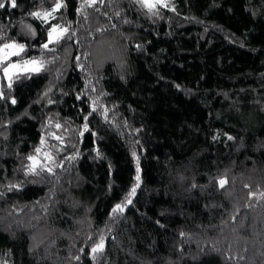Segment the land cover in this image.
Returning a JSON list of instances; mask_svg holds the SVG:
<instances>
[{"label":"trees","instance_id":"16d2710c","mask_svg":"<svg viewBox=\"0 0 264 264\" xmlns=\"http://www.w3.org/2000/svg\"><path fill=\"white\" fill-rule=\"evenodd\" d=\"M0 2L13 62L57 58L0 67V264H264V0ZM37 147L63 167L26 175Z\"/></svg>","mask_w":264,"mask_h":264},{"label":"snow or ice","instance_id":"6c2138e0","mask_svg":"<svg viewBox=\"0 0 264 264\" xmlns=\"http://www.w3.org/2000/svg\"><path fill=\"white\" fill-rule=\"evenodd\" d=\"M11 7L15 8L17 7L16 0H10ZM97 2V0H88L87 6H92ZM100 3H103L104 0H99ZM134 3L138 4L140 8L145 9L147 13L150 16H158L159 15V8H167L169 7V4L167 0H134ZM6 5L3 2H0V8H4ZM64 7L63 3L58 2L55 4V6L52 8L51 11H45L43 13L41 12H33L31 15L35 18L42 19L45 24L49 23L50 19H54L53 13H55L58 9ZM116 15H119L117 13ZM125 23H129V21H125ZM112 27H115V24L112 25ZM30 28V26H29ZM32 35L35 36V31H32ZM71 35H75L72 33ZM71 35H68V29L65 27H61L60 25H51V27L48 30L47 36V42L40 45L41 49L47 50L49 52H55L56 49L50 48V45L54 44H60L62 39H71ZM4 38L0 37V41H2ZM11 39L10 43L4 42L0 43V67H2L4 76L8 79V87L11 88L13 86V77L16 79L20 78L21 72L23 73H38L42 71L45 68L46 63H54L56 57H53L52 60L45 61L43 59L37 60L35 58L33 59H23L20 62H13L12 57H20L22 53H25L27 51L26 45L23 43H17L14 39ZM79 59V58H77ZM7 62V63H6ZM6 64V66H5ZM2 95V93H0ZM12 103H15V100H12ZM96 111V108H93V112ZM105 110V114H106ZM91 115V113L89 114ZM85 121L88 120V116L84 117ZM57 128H60L61 126L59 124L56 125ZM87 123H85L84 128L87 130ZM55 139L61 140L62 137L56 136ZM229 140L233 139V137L229 136ZM45 143L44 138H41V145ZM36 155H29L27 157V160L30 162L28 165H26V175L32 174V175H40L44 172H47L48 174H54V170L57 167H63L64 160H61L57 162L54 158V155L49 152L43 153V158L41 159V153L42 148L37 147L35 148ZM133 157H136V153L133 152ZM65 159H75V157H66ZM140 169L139 166H137V176H136V185L132 188L131 192L129 193V197L127 199V204H131V196L135 194L136 188L139 187V181H140ZM218 184L221 188L225 186L227 183V180L225 178H220L218 181ZM15 185H11L9 190L12 188H15ZM193 187H196V185H193ZM3 193H0V196H2ZM261 196L264 197V193H261ZM125 205L123 204H117L113 209L112 212L114 214L116 213H122L124 211ZM183 236L184 234L181 233ZM91 239V237H90ZM104 249V237L101 236L99 243L95 244V246L92 247L91 252L93 254V258L95 259V254L102 252ZM83 251V250H82ZM76 259H79V257H76Z\"/></svg>","mask_w":264,"mask_h":264},{"label":"rangeland","instance_id":"374dc122","mask_svg":"<svg viewBox=\"0 0 264 264\" xmlns=\"http://www.w3.org/2000/svg\"><path fill=\"white\" fill-rule=\"evenodd\" d=\"M16 62H18V61H16ZM3 75H4V73H3ZM5 77V76H4ZM6 78V77H5ZM0 79H1V73H0ZM6 80H8L7 78H6ZM45 152V151H44ZM43 151H42V153H41V159L43 158V153H44Z\"/></svg>","mask_w":264,"mask_h":264}]
</instances>
